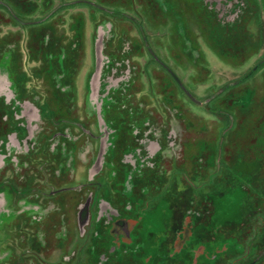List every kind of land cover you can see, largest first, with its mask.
Segmentation results:
<instances>
[{"label":"rangeland","instance_id":"374dc122","mask_svg":"<svg viewBox=\"0 0 264 264\" xmlns=\"http://www.w3.org/2000/svg\"><path fill=\"white\" fill-rule=\"evenodd\" d=\"M0 264H264V0H0Z\"/></svg>","mask_w":264,"mask_h":264}]
</instances>
